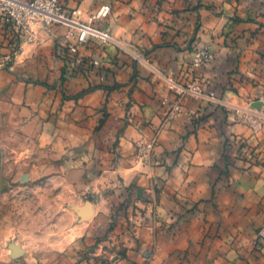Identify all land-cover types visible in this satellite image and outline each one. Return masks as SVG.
Segmentation results:
<instances>
[{
  "label": "crops",
  "instance_id": "1",
  "mask_svg": "<svg viewBox=\"0 0 264 264\" xmlns=\"http://www.w3.org/2000/svg\"><path fill=\"white\" fill-rule=\"evenodd\" d=\"M60 2L82 22L110 4L93 24L113 40L80 45L100 65L70 74L74 28L37 23L35 42L22 35L23 52L0 65V142L19 135L27 150L64 159L60 166H85L114 199L144 191L147 210L136 230L116 232L125 253L111 264H264V127L236 114L264 92V0ZM15 40L0 17V63ZM205 46L215 59L194 68ZM168 77L195 80L217 99L186 97L184 111L167 118L176 99ZM152 138L151 158L139 159L137 145ZM21 262L0 253V264Z\"/></svg>",
  "mask_w": 264,
  "mask_h": 264
},
{
  "label": "rangeland",
  "instance_id": "2",
  "mask_svg": "<svg viewBox=\"0 0 264 264\" xmlns=\"http://www.w3.org/2000/svg\"><path fill=\"white\" fill-rule=\"evenodd\" d=\"M263 97L264 92L237 107V116L238 110L261 109ZM189 115L200 124L202 116L197 111L189 110ZM5 137L0 142V253L9 255L11 261L22 260L21 264L24 257L33 259V264H111L125 253L119 235H114L120 229L134 231L139 226L142 218L137 217L147 210L138 202L146 198L143 190L114 199L111 187L101 189V183L87 174L91 169L60 166L64 159L53 158L49 150H27L31 142L21 136ZM87 203L92 205L90 214L83 210Z\"/></svg>",
  "mask_w": 264,
  "mask_h": 264
},
{
  "label": "built area",
  "instance_id": "3",
  "mask_svg": "<svg viewBox=\"0 0 264 264\" xmlns=\"http://www.w3.org/2000/svg\"><path fill=\"white\" fill-rule=\"evenodd\" d=\"M112 12L110 4H103L91 16V21L82 22L69 16L64 12L60 0H0V17L5 18L9 22L14 31V40L11 51L4 56L0 65L17 58L22 52V46L19 44L18 38L22 35L26 37L27 42H35L36 32L34 25L43 23L51 25L54 22L66 23L74 28L70 30L67 37L71 40L66 45L65 60L68 73L74 74L77 71H86L90 67L99 66L100 60L97 58H85L79 50V46L90 42H98L100 44L110 43L113 39L107 29L97 27L93 24L95 20H104ZM215 54L209 47L198 48L194 53V68L204 67L212 63ZM168 82L175 91L177 101L172 105V114L178 115L183 112L182 101L186 97L191 99H209L216 100L214 92H207L203 86L195 81L191 83H179L174 78L168 77ZM191 112H194L191 110ZM238 116L254 131H258L264 127V97L262 98V108L256 110H238ZM173 115V116H175ZM158 140L152 138L149 141L141 142L137 145V155L139 159L144 160L155 151ZM259 239L264 241V230L259 233Z\"/></svg>",
  "mask_w": 264,
  "mask_h": 264
},
{
  "label": "water",
  "instance_id": "4",
  "mask_svg": "<svg viewBox=\"0 0 264 264\" xmlns=\"http://www.w3.org/2000/svg\"><path fill=\"white\" fill-rule=\"evenodd\" d=\"M260 106H261L260 102L257 103V108H259ZM22 179L25 180V179H26V175L23 176ZM91 206H92L91 203H87V206L84 207L83 210H84L87 214H90V213H91V210H92V207H91Z\"/></svg>",
  "mask_w": 264,
  "mask_h": 264
},
{
  "label": "trees",
  "instance_id": "5",
  "mask_svg": "<svg viewBox=\"0 0 264 264\" xmlns=\"http://www.w3.org/2000/svg\"><path fill=\"white\" fill-rule=\"evenodd\" d=\"M13 34V33H12ZM66 67H67V64H66Z\"/></svg>",
  "mask_w": 264,
  "mask_h": 264
}]
</instances>
